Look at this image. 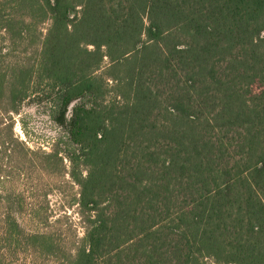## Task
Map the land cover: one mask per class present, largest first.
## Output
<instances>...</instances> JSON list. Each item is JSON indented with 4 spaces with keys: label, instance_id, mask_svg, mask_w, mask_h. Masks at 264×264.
I'll use <instances>...</instances> for the list:
<instances>
[{
    "label": "trees",
    "instance_id": "trees-1",
    "mask_svg": "<svg viewBox=\"0 0 264 264\" xmlns=\"http://www.w3.org/2000/svg\"><path fill=\"white\" fill-rule=\"evenodd\" d=\"M2 30L0 103L49 101L84 234L27 232L0 187V264H264V0H0Z\"/></svg>",
    "mask_w": 264,
    "mask_h": 264
},
{
    "label": "rangeland",
    "instance_id": "rangeland-1",
    "mask_svg": "<svg viewBox=\"0 0 264 264\" xmlns=\"http://www.w3.org/2000/svg\"><path fill=\"white\" fill-rule=\"evenodd\" d=\"M24 57L25 49L14 44L5 30L0 31V77ZM36 86L32 84L30 91ZM37 96L33 92L23 100L18 112L5 111L0 103V187L5 196L2 202L4 206L13 205L27 232L37 228L51 231L65 246L73 247L75 239L83 236L84 227L75 203L79 186L70 175L72 164L65 157L64 148L70 145L66 131L50 116L49 101H40ZM54 147L64 157L62 162L51 159L58 165H52L45 156ZM42 212L48 214V223L42 221ZM17 250L16 254L9 253L12 264H61L56 257L39 260L29 251Z\"/></svg>",
    "mask_w": 264,
    "mask_h": 264
}]
</instances>
